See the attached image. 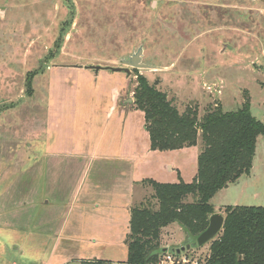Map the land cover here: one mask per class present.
I'll use <instances>...</instances> for the list:
<instances>
[{"label":"rangeland","instance_id":"1","mask_svg":"<svg viewBox=\"0 0 264 264\" xmlns=\"http://www.w3.org/2000/svg\"><path fill=\"white\" fill-rule=\"evenodd\" d=\"M141 47L143 62L152 68L130 67V75L90 68L129 67L124 60ZM136 72L165 91L181 111L192 105L202 117L210 105L231 111L250 101L252 114L264 122V0H0V140L23 139L13 149L17 155H28L32 143L40 151L49 143H66L70 151L82 150L85 187L100 173L101 194L114 190L113 185L116 190L123 163L100 155L115 139V118L108 111L115 94L119 97L113 102L136 110ZM135 113L136 121L145 119L141 110ZM200 146L181 154L184 178L177 171L170 177L166 158L175 154L162 150L150 160L140 159L136 174L146 176L140 172L146 161L158 163L162 177L156 180L191 182ZM152 192L143 183L135 204H145ZM212 203L215 213L223 215L227 205L264 206V136L257 142L251 172L219 190ZM24 225L17 237L34 236ZM102 228L108 236V224ZM117 230L119 236L110 239L104 234V239L100 234L85 238L81 260L128 264L130 227L121 224ZM186 238L181 226L172 223L162 230L160 245L180 248ZM28 247L26 254L34 259L47 253L49 244ZM209 247L210 242L182 253L196 264L208 256Z\"/></svg>","mask_w":264,"mask_h":264},{"label":"crops","instance_id":"2","mask_svg":"<svg viewBox=\"0 0 264 264\" xmlns=\"http://www.w3.org/2000/svg\"><path fill=\"white\" fill-rule=\"evenodd\" d=\"M117 96L115 94L108 110L115 118L112 136L115 139L106 145L107 149L100 157L115 164L123 163V166L119 167L116 190L113 185L114 190H108L107 194L100 192V173H96L85 187L86 167L84 158L81 159L82 150L74 148L70 151L71 146L66 143L54 142L40 151L38 145L32 143L28 155L21 157L13 149L15 145L19 148L23 139L0 140V264H81L83 257L80 255L84 253L81 246L86 240L96 239L98 234L110 239L119 236L117 229L121 224L130 227L131 208L140 195L143 181L156 180L162 174L158 163L156 167L144 161L148 170L143 171V166L140 172L146 176H137L139 160L145 157L150 160L157 151L151 148L149 133L144 129L145 119H135V111L139 109L124 108L118 99L113 102ZM188 150L190 148L171 150L174 158H166L171 178H174L175 171L184 178L179 161L181 154ZM80 164H83L81 168ZM152 171L154 174L148 176ZM24 224H29L27 234L34 236L17 237V229ZM104 224L110 227L108 236L107 230L102 228ZM65 235L67 239L59 248ZM29 244L41 247L49 244L48 251L33 259L26 254L30 250ZM10 251L14 254L11 255Z\"/></svg>","mask_w":264,"mask_h":264},{"label":"trees","instance_id":"3","mask_svg":"<svg viewBox=\"0 0 264 264\" xmlns=\"http://www.w3.org/2000/svg\"><path fill=\"white\" fill-rule=\"evenodd\" d=\"M135 75L134 104L144 113L151 148L171 151L201 145L191 182L146 179L143 183L153 190L150 200L131 208L128 264H157L166 248L160 245L164 228L178 223L187 235L183 245L187 239L195 242L215 213L213 197L251 172L264 122L252 114L250 101L231 111L210 105L202 117L192 105L181 111L147 76ZM224 216L223 229L198 264H264V206L227 205Z\"/></svg>","mask_w":264,"mask_h":264},{"label":"water","instance_id":"4","mask_svg":"<svg viewBox=\"0 0 264 264\" xmlns=\"http://www.w3.org/2000/svg\"><path fill=\"white\" fill-rule=\"evenodd\" d=\"M142 55H143V48L141 47L129 59H125L123 63L129 67H124V66L123 67L122 66H120V67H111V66L103 67L100 65H97V66L93 65L90 68L95 69V70L107 68V69H110V70L116 71V72L124 71L130 75L132 73L131 68L148 69V68L153 67L150 63L143 62V56ZM129 101H132V99H129ZM224 222H225V216L223 214L214 213L210 217L209 226L207 227V229H205L197 237L195 242H193L192 239H187L185 245H182V247H180V248L172 249V251H175L178 255H180L182 252H184L186 250H190L192 247H195L197 245L198 246H204L205 244L209 243L210 241H212L213 239H215L217 237V235L223 229ZM166 251H168L167 248L164 249V252H166Z\"/></svg>","mask_w":264,"mask_h":264},{"label":"built area","instance_id":"5","mask_svg":"<svg viewBox=\"0 0 264 264\" xmlns=\"http://www.w3.org/2000/svg\"><path fill=\"white\" fill-rule=\"evenodd\" d=\"M190 262L184 253L178 255L175 251L168 250L161 255L157 264H189Z\"/></svg>","mask_w":264,"mask_h":264}]
</instances>
